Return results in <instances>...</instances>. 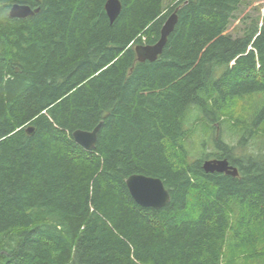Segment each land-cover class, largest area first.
<instances>
[{
  "label": "trees",
  "instance_id": "trees-1",
  "mask_svg": "<svg viewBox=\"0 0 264 264\" xmlns=\"http://www.w3.org/2000/svg\"><path fill=\"white\" fill-rule=\"evenodd\" d=\"M118 1L110 22L106 0H0V264H264V151L245 152L264 145V24L225 34L243 0ZM174 9L161 54L138 61ZM99 122L94 148L74 141ZM215 124L238 144L214 136L190 160L186 139ZM133 173L169 202L137 204Z\"/></svg>",
  "mask_w": 264,
  "mask_h": 264
},
{
  "label": "water",
  "instance_id": "water-1",
  "mask_svg": "<svg viewBox=\"0 0 264 264\" xmlns=\"http://www.w3.org/2000/svg\"><path fill=\"white\" fill-rule=\"evenodd\" d=\"M104 8L109 21L113 22L120 12L121 4L118 0H106ZM37 11L38 8H31L27 4L13 3L9 8V16L13 18H24ZM176 21L177 14L176 9H174L166 17L160 29L159 38L155 43L134 45V51L138 61H154L157 59ZM100 125L101 122L96 124L91 130L75 129L71 135L77 144L86 150H90L95 146ZM26 130L28 133H31L32 127H27ZM202 169L207 173L217 172L231 176L238 175L237 167L231 165L226 158L205 159L202 162ZM125 184L133 200L143 207L160 209L170 200L169 192L160 178L141 173H133L126 178Z\"/></svg>",
  "mask_w": 264,
  "mask_h": 264
},
{
  "label": "rangeland",
  "instance_id": "rangeland-1",
  "mask_svg": "<svg viewBox=\"0 0 264 264\" xmlns=\"http://www.w3.org/2000/svg\"><path fill=\"white\" fill-rule=\"evenodd\" d=\"M169 1L170 0H164V6H168ZM173 4L170 5L172 6ZM253 20L258 26L264 24V0H243L237 11L234 12L233 17L225 30V34L233 37L241 36L242 28ZM221 71L222 68L220 66L215 67L213 77L219 76ZM232 128L226 125L219 126L215 124L210 125L207 130L203 131L200 127L185 141V148L189 159L193 160L202 155L214 153L216 150L213 142L214 136H221V138L230 145L238 144L241 134L240 132L235 131L234 127ZM262 139L263 137L258 135L255 140H249L245 152L248 154L262 153V151H264V145L261 146ZM242 151L243 150L239 148L235 151V154L240 156L241 153H243Z\"/></svg>",
  "mask_w": 264,
  "mask_h": 264
},
{
  "label": "bare ground",
  "instance_id": "bare-ground-1",
  "mask_svg": "<svg viewBox=\"0 0 264 264\" xmlns=\"http://www.w3.org/2000/svg\"><path fill=\"white\" fill-rule=\"evenodd\" d=\"M236 167V166H235Z\"/></svg>",
  "mask_w": 264,
  "mask_h": 264
}]
</instances>
